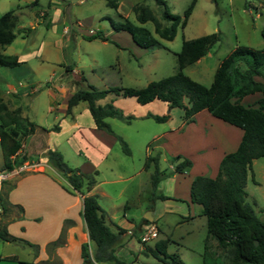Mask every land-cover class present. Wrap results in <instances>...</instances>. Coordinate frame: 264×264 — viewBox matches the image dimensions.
Instances as JSON below:
<instances>
[{
	"label": "rangeland",
	"instance_id": "obj_1",
	"mask_svg": "<svg viewBox=\"0 0 264 264\" xmlns=\"http://www.w3.org/2000/svg\"><path fill=\"white\" fill-rule=\"evenodd\" d=\"M48 1L37 0L27 5L24 0H0V15L12 10L16 18L13 29L15 37L5 47L4 52L26 55L25 62L18 66L0 67V96L9 107H20V115L33 122L34 131L37 133L46 125L62 126L60 133L50 136L47 143L49 149L57 150L69 167L84 174L95 172V184L90 193L96 196L97 204L103 212L104 223L110 229H115L114 225H123L128 230H124L115 246L116 254L122 260L129 264H162L141 252L139 235L146 229L154 228L156 236L144 242L147 246H151L157 239L168 238V253L177 254L183 264H201L206 235L205 219L199 215V206L189 202L188 187L193 177L192 172L199 169L197 164L204 162L202 160L207 151L213 156L215 147L208 150H192L201 146L202 143L196 141L202 135L210 136L209 140L214 137L220 142H225V135L228 136L225 127L230 124L219 119L220 124L206 127L200 121L198 129L192 134L174 130L180 122L181 109H168L167 105L158 99H154L151 104H139L132 96L122 97L108 93L96 103H110L123 114L132 115L133 118L129 122L106 118L104 121L108 123L112 133L96 129L86 109V103L79 101L72 108V113L77 116L78 128L69 130L66 127L70 122L68 116L55 113L58 117L53 119L54 112H46V106L52 97L55 106L66 104V99L77 87L142 88L147 82L175 71V53L179 50L182 39L217 32L219 39L207 53L198 62L182 70L190 79L208 86L218 61L235 46L244 45L253 49L264 47V39L260 36L264 4L253 0H195L188 19L183 26L176 28L172 39L158 38L152 32L159 46L142 48L132 41L130 34L125 30L114 31L109 25V19L121 21L126 18L136 24L131 11V6L135 3L147 6L160 18L163 6L155 4L153 0H111L115 6L107 4L106 0H50L57 5L58 13L48 10ZM163 2L170 13L182 16L190 0ZM39 12L43 14L39 16ZM142 25L152 30L150 22ZM97 32L106 40L101 41L97 36L88 38L90 34ZM4 81L15 84L18 95L8 93ZM253 97L247 98L248 101ZM166 111L168 118L163 122H156L144 116L147 112L162 115ZM61 116L63 119H60ZM116 135L126 143L128 154L122 150ZM43 136L44 134L41 139H44ZM26 138L25 142L30 145L34 138ZM156 139L157 142H152ZM190 139L195 142L189 144ZM40 142L42 143V140L38 141L37 145ZM39 146L43 148V143ZM191 152H194V155H188ZM156 153L159 168L169 174L160 179L152 190L149 181L151 170H144L142 165L147 154ZM176 154L188 158L190 166L181 173L176 172L172 177L170 159ZM33 157L25 160L24 156V161L35 163L29 170H40L42 166L37 165L40 163L38 156ZM251 163L252 178L248 172L244 185V200L258 218H263L264 156L252 159ZM2 166L0 150V170L3 169ZM29 170L13 174L6 180L5 193L2 190L0 192L4 195V203L8 190L14 189V198H24H20L24 194L23 187L28 185L15 184L21 177L26 176ZM50 174L59 180L62 188L70 190L66 181L60 178V174L53 171ZM214 174L216 173L213 169L205 171V176L214 177ZM158 195L168 198L162 200ZM12 211L15 212L16 209L10 206L7 213L0 214L3 223ZM146 211H151L153 220L141 229V225L137 226ZM87 245L89 252L91 246ZM207 246L208 250L217 256L215 261H227L228 254L217 246L214 239L208 238ZM25 249L17 243L0 240L1 256L16 253L19 258L28 260V263L22 264H31L32 256L26 254ZM16 260L3 257L0 264H21ZM212 261V258H208V262Z\"/></svg>",
	"mask_w": 264,
	"mask_h": 264
},
{
	"label": "trees",
	"instance_id": "obj_2",
	"mask_svg": "<svg viewBox=\"0 0 264 264\" xmlns=\"http://www.w3.org/2000/svg\"><path fill=\"white\" fill-rule=\"evenodd\" d=\"M37 0H32L36 2ZM162 5L160 18H157L147 6L135 3L131 6L136 24L123 18L121 21L109 19L114 31L125 30L132 41L142 48L159 46L152 32L161 39L170 40L178 26H183L188 19L195 0H190L183 10L182 16L170 13L163 0H153ZM264 4V0H253ZM107 4L115 6L111 0ZM12 10L0 15V47L9 44L15 37L13 31L16 18ZM162 22H161V21ZM145 22L152 24V30L143 26ZM27 30L26 28H22ZM97 36L101 41L106 38L100 33L90 34L89 39ZM264 39V19L260 29ZM219 39L217 32L195 38L182 39L179 50L175 53V71L157 80H151L142 88L109 87L87 89L77 87L66 99L65 113L69 114L72 106L79 101L86 103V108L95 128L112 133L106 117L129 122L132 115H126L110 103L99 105L97 100L108 93L122 97L132 96L139 104L153 99L165 102L168 108L182 110L183 120H190L195 112L205 109L216 117L241 130L240 140L232 152L224 154L217 167L214 177L205 175L194 176L188 187V200L199 205V214L204 216L206 235L203 241L201 264H264V219L258 218L251 207L245 202L244 185L247 173L251 172V161L264 156V47L253 49L244 45L235 46L215 67L208 86L190 79L183 69L205 55L208 49ZM19 65L15 55L0 53V67L12 68ZM260 78V79H258ZM261 93L254 105H243L241 99L250 94ZM156 122H163L167 114L156 115L146 113ZM34 124L20 115V108L9 109L0 96V150L3 159V170H11L21 164L24 158L16 156L22 139L34 131ZM56 129L57 126H52ZM124 153H129L126 143L116 135ZM158 139L152 142H157ZM46 163L62 175L70 187V191L83 194L81 200V217L92 249L87 251V244L80 245V264H129L115 253V246L124 232L117 225L110 229L103 221V212L97 204L94 194L84 195L95 183L93 174H84L76 168L69 167L55 149L45 152ZM158 153L147 154L143 160V169H150L149 181L152 190L156 184L169 173L161 170L158 165ZM171 171L181 173L190 166L188 158L179 154L171 157ZM160 199H167L158 195ZM4 198L0 193L2 212L6 211ZM1 212V213H2ZM0 213V214H1ZM144 224L148 221L141 218ZM214 239L217 246L228 254L227 261H215V254L208 250L207 239ZM16 238L8 234L5 223L0 218V240L12 241ZM140 241V240H139ZM168 238L157 239L151 246L142 244L141 252L150 255L162 264H183L175 253H168ZM29 244V243H27ZM36 247V245L29 244ZM208 258L214 261L208 262ZM153 264V263H152Z\"/></svg>",
	"mask_w": 264,
	"mask_h": 264
},
{
	"label": "crops",
	"instance_id": "obj_3",
	"mask_svg": "<svg viewBox=\"0 0 264 264\" xmlns=\"http://www.w3.org/2000/svg\"><path fill=\"white\" fill-rule=\"evenodd\" d=\"M24 1L28 5L32 0H24ZM47 6L49 7L48 10L49 11L51 10L52 13H58L57 5H54L50 0L47 2ZM39 14L38 15L41 16L43 12H39ZM7 45H3L2 47H0V53L15 55L19 64L24 63L25 62L24 56H26L25 54L23 56V54L18 55L12 52L11 53L4 52L5 47ZM199 59L193 63L198 62ZM4 82H5L4 86L8 93L12 94L13 96L18 95V92L15 90V84H13L11 81H4ZM17 83L19 85V81H17ZM261 95H262L261 93H257V92L254 94L246 95L248 97L244 96L241 99L240 103L243 105H254V101ZM251 96H254L253 99L251 101H248L247 98ZM152 102H154V99L145 104H151ZM163 103L165 104V102ZM74 106L71 107L70 113L66 114L65 113L66 104H58L57 106H55L54 98L52 97L48 101V104L46 106V112L50 113L51 111H53L54 112L53 119H57L58 117V115L55 113H60L63 116H68L70 122L66 124L67 129L69 130L77 129L78 128L77 116L76 114L72 113V108ZM7 107L9 109L16 108V107H9L8 105ZM167 112L168 111H166L165 114L168 115ZM63 116H61L60 119H63ZM106 118H110V117H106ZM218 120L219 119L210 115L205 109H202L192 114L190 120H183L181 114L180 122L178 126L175 127L174 130H181L182 132L188 131L190 134H192L194 130L198 129L197 127L200 124V121L203 122L204 125L207 127L213 125L216 126L220 124L221 122ZM55 126H57V128L53 129L52 126L46 125L43 126L41 131H39L40 133H37V131H33L31 134L25 136L21 141L20 148L16 151V156H18L19 158L21 157L24 158L25 156L26 158L25 160L32 159L34 158L33 156L37 155L40 160V163H37V165L38 164L41 165L42 168L40 170H29L26 176H24L23 178L21 177L20 181H18L16 184L14 183L15 186L22 185L23 183H26V185H28L27 187L26 186L23 187L22 192H24V194H22L20 198L22 197L24 198H22L21 200L14 198L16 197L15 192L13 191L14 189L8 190L6 192L5 206L7 209L5 212L6 213L8 212V208L10 206L16 209V211L15 212L12 211L10 213L9 218L4 221L6 223L5 228L8 234L16 238L15 240L9 242L17 243L18 245L21 246V248L25 247L26 254H30L32 256L31 264L37 262H39L40 264H80L81 262L80 245L82 243L89 244V246H91L92 249V243L88 239L86 228L83 219L81 217V200L83 194H80L76 191H70L69 189L68 191L67 189L62 188L60 186L61 184L59 180L54 178L50 174L51 171L55 173L57 171L46 163V157L43 156L46 150L49 149L50 147L47 144L49 142L50 136L52 134L57 135L63 129L61 125L58 126V124H55ZM225 133L228 134V136L225 135V137H227L225 142L224 141L220 142L217 138L214 137L212 140H209L210 136L208 135L207 137H204V135H202L201 137L197 138L196 142L202 144L201 146L194 148L192 151H196V150L200 151L204 149L208 150L214 147L215 150L213 156H210L209 151H207L208 152L207 155H204V160H202L205 163L202 162L197 164L199 166V169L197 172H192L193 177L196 175H205V171H207V169H209V171L210 169H213V171L216 173L218 163L221 157L224 154L231 152L236 148L240 140L241 130L237 131V129H232V127L228 125L227 127H225ZM42 134H44L43 136L44 139H41ZM194 135L195 133L193 134V136ZM28 136H32V138H34L30 141V145L29 143L27 145V143L25 142L27 139L26 137ZM192 139L189 140V144L195 142ZM41 140L43 143V148L39 146L42 144L41 142L37 145L38 141ZM188 155L192 156L194 155V152H191L190 154L188 153ZM252 165L253 163H251V172H250L251 178H252ZM176 174H177L176 172L170 173L172 177H174ZM60 178H63L62 175L60 176ZM6 182L7 181H5L1 187V190L3 192L5 191ZM93 186L91 189H93ZM91 189L85 192L84 195L91 194L90 193ZM1 195L4 196L3 194ZM152 220H153V216L151 221ZM66 222L68 223L66 224ZM127 224L132 225L131 222H127ZM140 225L142 226L141 227L142 229L145 224L142 221H140L137 227H140ZM117 226L122 227L126 232L128 231L127 227L123 225H117ZM151 229L155 231L154 228ZM27 243L36 245V247L31 246ZM144 245L146 244L144 243ZM91 249L89 250V252L91 251ZM115 253L117 252L115 251ZM1 255H0V259L3 257H9V259L16 258L17 263H21V264L28 263V260L19 258L16 253L4 254V256ZM132 260H135V258H132ZM95 264H108V263H95Z\"/></svg>",
	"mask_w": 264,
	"mask_h": 264
},
{
	"label": "built area",
	"instance_id": "obj_4",
	"mask_svg": "<svg viewBox=\"0 0 264 264\" xmlns=\"http://www.w3.org/2000/svg\"><path fill=\"white\" fill-rule=\"evenodd\" d=\"M91 33V31H90ZM34 166L33 163L28 162H22L21 164L14 166L11 170H0V190L3 185V183L13 174H18L23 170H29L31 167ZM2 212V208L0 205V213ZM156 236V232L153 229H146L144 230L140 236L139 240L142 242H145L151 238H154Z\"/></svg>",
	"mask_w": 264,
	"mask_h": 264
},
{
	"label": "water",
	"instance_id": "obj_5",
	"mask_svg": "<svg viewBox=\"0 0 264 264\" xmlns=\"http://www.w3.org/2000/svg\"><path fill=\"white\" fill-rule=\"evenodd\" d=\"M143 218L148 221H151L152 219L151 211H146V213L143 215Z\"/></svg>",
	"mask_w": 264,
	"mask_h": 264
}]
</instances>
